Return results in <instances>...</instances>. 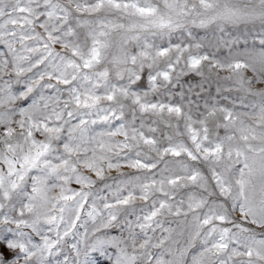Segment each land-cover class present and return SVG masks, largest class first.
<instances>
[{"label":"snow or ice","instance_id":"1","mask_svg":"<svg viewBox=\"0 0 264 264\" xmlns=\"http://www.w3.org/2000/svg\"><path fill=\"white\" fill-rule=\"evenodd\" d=\"M0 264H264V0H0Z\"/></svg>","mask_w":264,"mask_h":264}]
</instances>
